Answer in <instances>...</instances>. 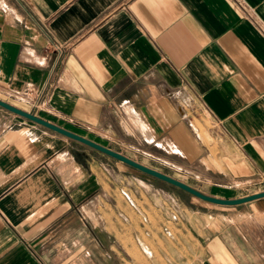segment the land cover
<instances>
[{
    "label": "crops",
    "instance_id": "0c3cea01",
    "mask_svg": "<svg viewBox=\"0 0 264 264\" xmlns=\"http://www.w3.org/2000/svg\"><path fill=\"white\" fill-rule=\"evenodd\" d=\"M0 100L208 196L264 192V0H0ZM112 159L0 107V264H148L112 233ZM208 204L191 264H264V198Z\"/></svg>",
    "mask_w": 264,
    "mask_h": 264
},
{
    "label": "rangeland",
    "instance_id": "374dc122",
    "mask_svg": "<svg viewBox=\"0 0 264 264\" xmlns=\"http://www.w3.org/2000/svg\"><path fill=\"white\" fill-rule=\"evenodd\" d=\"M197 124L202 135L206 129H214L210 121ZM101 160L104 162V158ZM143 163L168 176L176 177L170 165L147 161ZM108 164L112 166V233L132 236L129 239L132 241L131 251L137 256L139 263L143 258V262L155 264L156 258H153V254L157 257L158 251L177 250L184 258L182 261L191 264L188 260L189 252L201 251L203 244H195L185 235L193 231L192 235L196 237L197 225H204V214L214 211L215 207L164 182L156 179L149 182L147 180H153L150 176L116 163L113 159ZM254 189H264V182L245 191ZM128 220L132 225L128 224ZM173 236L178 244L172 239ZM123 245L125 246V243Z\"/></svg>",
    "mask_w": 264,
    "mask_h": 264
},
{
    "label": "water",
    "instance_id": "95a60500",
    "mask_svg": "<svg viewBox=\"0 0 264 264\" xmlns=\"http://www.w3.org/2000/svg\"><path fill=\"white\" fill-rule=\"evenodd\" d=\"M0 107L6 109L7 111L13 113V114H16L22 118H25L31 122H34L40 126H43L53 132H56L68 139H71V140H74L76 142H79L87 147H90L104 155H107L135 170H138L139 172L145 174V175H148L152 178H155L159 181H162L164 183H167L175 188H178L180 189L181 191L183 192H186L204 202H208V203H211V204H215V205H220V206H238V205H242V204H245V203H249V202H252V201H255L257 199H260V198H264V192H261V193H258V194H254V195H251V196H247V197H244V198H240V199H233V200H229V199H220V198H216V197H212V196H208L206 194H203L202 192L196 190L195 188L173 178V177H170L164 173H161L157 170H154L152 168H149L143 164H140L118 152H115L109 148H106V147H103L91 140H88L86 138H83L81 136H78L72 132H69L67 130H64L54 124H51L39 117H37L36 115L32 114V113H28V112H25L23 110H20L6 102H3L0 100Z\"/></svg>",
    "mask_w": 264,
    "mask_h": 264
},
{
    "label": "built area",
    "instance_id": "2783aa9c",
    "mask_svg": "<svg viewBox=\"0 0 264 264\" xmlns=\"http://www.w3.org/2000/svg\"><path fill=\"white\" fill-rule=\"evenodd\" d=\"M30 93H33V90H30ZM129 201L131 202V200L129 199Z\"/></svg>",
    "mask_w": 264,
    "mask_h": 264
}]
</instances>
